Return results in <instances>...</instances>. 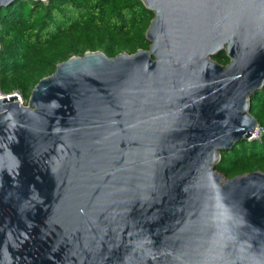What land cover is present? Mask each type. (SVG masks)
<instances>
[{
  "label": "water",
  "instance_id": "1",
  "mask_svg": "<svg viewBox=\"0 0 264 264\" xmlns=\"http://www.w3.org/2000/svg\"><path fill=\"white\" fill-rule=\"evenodd\" d=\"M141 1L149 49L0 97V264H264V171L216 169L259 126L264 0Z\"/></svg>",
  "mask_w": 264,
  "mask_h": 264
},
{
  "label": "trees",
  "instance_id": "2",
  "mask_svg": "<svg viewBox=\"0 0 264 264\" xmlns=\"http://www.w3.org/2000/svg\"><path fill=\"white\" fill-rule=\"evenodd\" d=\"M153 17L141 0H17L0 10V91L29 101L36 84L71 57L149 49ZM215 59L229 62L226 52ZM250 112L264 128V88L251 96ZM221 155L216 169L227 178L264 171V133Z\"/></svg>",
  "mask_w": 264,
  "mask_h": 264
},
{
  "label": "built area",
  "instance_id": "3",
  "mask_svg": "<svg viewBox=\"0 0 264 264\" xmlns=\"http://www.w3.org/2000/svg\"><path fill=\"white\" fill-rule=\"evenodd\" d=\"M14 95H16L18 97V100H20L19 102L22 104V105H28V100H26V98L23 96V94L20 92V91H15L14 93H12ZM9 95L11 94H3L1 91H0V97L2 96H7L9 97ZM264 133V128L262 126H258L253 135L249 138V140H259L261 139V136L262 134Z\"/></svg>",
  "mask_w": 264,
  "mask_h": 264
}]
</instances>
